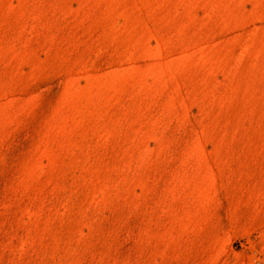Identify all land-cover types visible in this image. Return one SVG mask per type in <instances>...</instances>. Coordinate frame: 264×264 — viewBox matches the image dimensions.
Wrapping results in <instances>:
<instances>
[{
    "label": "rangeland",
    "instance_id": "rangeland-1",
    "mask_svg": "<svg viewBox=\"0 0 264 264\" xmlns=\"http://www.w3.org/2000/svg\"><path fill=\"white\" fill-rule=\"evenodd\" d=\"M0 264H264V0H0Z\"/></svg>",
    "mask_w": 264,
    "mask_h": 264
}]
</instances>
